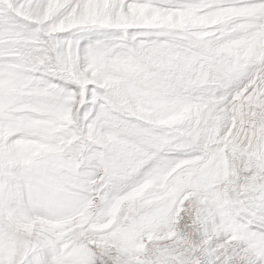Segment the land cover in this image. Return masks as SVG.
<instances>
[{
	"label": "snow or ice",
	"instance_id": "snow-or-ice-1",
	"mask_svg": "<svg viewBox=\"0 0 264 264\" xmlns=\"http://www.w3.org/2000/svg\"><path fill=\"white\" fill-rule=\"evenodd\" d=\"M0 264H264V0H0Z\"/></svg>",
	"mask_w": 264,
	"mask_h": 264
}]
</instances>
